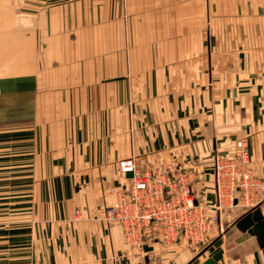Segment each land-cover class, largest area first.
<instances>
[{
    "label": "crops",
    "instance_id": "obj_1",
    "mask_svg": "<svg viewBox=\"0 0 264 264\" xmlns=\"http://www.w3.org/2000/svg\"><path fill=\"white\" fill-rule=\"evenodd\" d=\"M241 137L264 182V0H0V264H264L216 186ZM125 158L196 168L207 242H127Z\"/></svg>",
    "mask_w": 264,
    "mask_h": 264
},
{
    "label": "built area",
    "instance_id": "obj_2",
    "mask_svg": "<svg viewBox=\"0 0 264 264\" xmlns=\"http://www.w3.org/2000/svg\"><path fill=\"white\" fill-rule=\"evenodd\" d=\"M119 170L132 172L127 188L119 190L117 202L107 208L109 223L122 226L128 243L143 251L146 244L161 241L170 244L179 234L192 240L207 242V231L217 224L220 215L207 217L203 193L191 185L196 168L156 167L144 172L136 158L119 161ZM215 179L219 197L237 195L239 202L259 206L264 182L252 167L247 137L236 142L233 154L215 157Z\"/></svg>",
    "mask_w": 264,
    "mask_h": 264
},
{
    "label": "water",
    "instance_id": "obj_3",
    "mask_svg": "<svg viewBox=\"0 0 264 264\" xmlns=\"http://www.w3.org/2000/svg\"><path fill=\"white\" fill-rule=\"evenodd\" d=\"M128 175L132 176L133 173L129 172ZM234 225L244 232H249L256 236L261 246H264V212L261 205L256 206L238 218ZM146 250L151 249L149 246L145 247ZM223 256V250H218L213 256L209 257L202 264H215Z\"/></svg>",
    "mask_w": 264,
    "mask_h": 264
}]
</instances>
